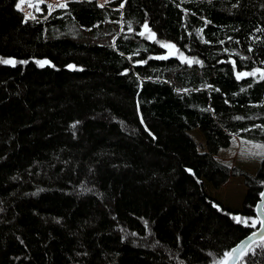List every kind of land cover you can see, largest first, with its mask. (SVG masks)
Returning a JSON list of instances; mask_svg holds the SVG:
<instances>
[{
	"label": "trees",
	"instance_id": "1",
	"mask_svg": "<svg viewBox=\"0 0 264 264\" xmlns=\"http://www.w3.org/2000/svg\"><path fill=\"white\" fill-rule=\"evenodd\" d=\"M17 1L0 0V264H220L259 225L233 217L258 220L264 155L251 174L215 154L264 145V0H68L33 18ZM234 176L239 207L204 188ZM237 264H264V240Z\"/></svg>",
	"mask_w": 264,
	"mask_h": 264
},
{
	"label": "rangeland",
	"instance_id": "2",
	"mask_svg": "<svg viewBox=\"0 0 264 264\" xmlns=\"http://www.w3.org/2000/svg\"><path fill=\"white\" fill-rule=\"evenodd\" d=\"M68 0H18L17 8L23 12L25 18H33L44 10L49 12L54 8H49L48 5L64 4ZM99 4H104L110 0H96ZM32 5V6H30ZM37 7L39 10H37ZM46 60L40 61V64H45ZM188 134L196 142L198 150L203 147L204 139L202 133L198 129L190 130ZM248 140L233 136L230 145L223 150L221 158L240 167L248 173L255 174L260 166L261 159L264 155V145L261 143H248ZM251 142V141H250ZM246 143V145H245ZM222 184L220 188H213L210 184H206V191L212 196L217 197L225 205L231 207H239L242 197L245 194L246 188L243 185L241 177H230Z\"/></svg>",
	"mask_w": 264,
	"mask_h": 264
},
{
	"label": "water",
	"instance_id": "3",
	"mask_svg": "<svg viewBox=\"0 0 264 264\" xmlns=\"http://www.w3.org/2000/svg\"><path fill=\"white\" fill-rule=\"evenodd\" d=\"M261 193H264V186L261 190ZM260 200L257 202L256 206H255V215L257 217L258 220H264V212L263 207H264V196H262L260 194ZM255 232L256 236L253 237L251 240H249L248 238L252 236V233ZM252 233H250L248 236L244 237L242 240H240L236 245H234L229 252L232 251L233 248H237L238 246H242V250L238 251L236 254L231 255L227 258H224V262L225 264H237L240 257L244 254V252L247 250V248L249 247V245L255 241V240H259L261 239V237L264 235V227H261L260 225H258V228L256 230H254ZM243 242V244H242ZM221 264V263H220Z\"/></svg>",
	"mask_w": 264,
	"mask_h": 264
},
{
	"label": "snow or ice",
	"instance_id": "4",
	"mask_svg": "<svg viewBox=\"0 0 264 264\" xmlns=\"http://www.w3.org/2000/svg\"><path fill=\"white\" fill-rule=\"evenodd\" d=\"M30 6H32V5H30ZM122 6H123V5H122ZM48 7H49L50 9H51V8H54V7H61V8H63V7H66V5H65V4H56V5H48ZM37 10H39L38 7H37ZM144 27H145V30H147V25H144ZM140 35H144V33H140ZM162 46H163V47H166V48H169V49H171V48L174 47L173 45H162ZM157 58H158V59H166L167 57L162 56V57H157ZM0 62H3V63H13L12 61H8V60L0 61ZM44 63H46V62H44ZM41 66H42V64H41ZM70 67H71V66H70ZM255 71H256V72H259L260 70L257 69V70H255ZM254 74H255V72H253V73H240V74L237 76V78L240 79V78H242V77L245 76V75H254ZM261 76L264 77V73H261ZM261 195L264 196V193H261ZM233 219H234L237 223H243L245 226L255 227L256 224L259 223V225H260L261 227H264V220H255V219H253V220H251V224H249V220H247V219H242V218H240V217H238V216H234ZM249 219H251V218H249ZM255 236H256V233L253 232V233H252V236L249 237L248 239L251 240V239H252L253 237H255ZM261 239L264 240V236H262ZM242 244H243V242H242ZM240 250H242V246H238L237 248H233L231 252H226V253L224 254V256H225V258H227V257H229V256H231V255L236 254V253H237L238 251H240ZM221 264H225V262L222 261Z\"/></svg>",
	"mask_w": 264,
	"mask_h": 264
},
{
	"label": "crops",
	"instance_id": "5",
	"mask_svg": "<svg viewBox=\"0 0 264 264\" xmlns=\"http://www.w3.org/2000/svg\"><path fill=\"white\" fill-rule=\"evenodd\" d=\"M246 142H248V143H254V142H250V141H246ZM245 145H246V143H245ZM201 150H204V143H203V147H202V149ZM223 150H225V149H219L218 150V152L215 154V158L217 159V160H219L220 162H222V163H224V164H226V165H228V166H234V164H228V162L227 161H225V160H223L222 158H221V155L223 154ZM227 182V181H226ZM225 182V183H226ZM220 187H222V186H220ZM220 187H218V188H220ZM213 197H215V196H213ZM216 199H218L217 197H216ZM219 200V199H218ZM219 201H221V200H219Z\"/></svg>",
	"mask_w": 264,
	"mask_h": 264
}]
</instances>
